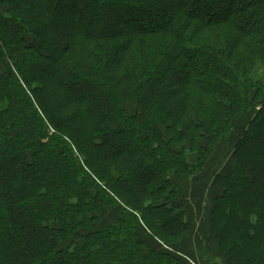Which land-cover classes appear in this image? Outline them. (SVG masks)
<instances>
[{"label":"trees","instance_id":"trees-1","mask_svg":"<svg viewBox=\"0 0 264 264\" xmlns=\"http://www.w3.org/2000/svg\"><path fill=\"white\" fill-rule=\"evenodd\" d=\"M0 6V264L190 259L189 179L234 139L209 230L264 264V0Z\"/></svg>","mask_w":264,"mask_h":264},{"label":"crops","instance_id":"crops-1","mask_svg":"<svg viewBox=\"0 0 264 264\" xmlns=\"http://www.w3.org/2000/svg\"><path fill=\"white\" fill-rule=\"evenodd\" d=\"M208 168V167H207ZM197 177L189 179V190L185 193L190 230L184 237L182 248L190 259L183 257L179 264H234L220 251L211 237L209 216L213 207L214 191L212 182L205 180L206 170ZM205 173V174H204ZM146 243L164 250L166 246L159 240L148 239ZM192 257V258H191ZM193 260V262H191Z\"/></svg>","mask_w":264,"mask_h":264},{"label":"rangeland","instance_id":"rangeland-1","mask_svg":"<svg viewBox=\"0 0 264 264\" xmlns=\"http://www.w3.org/2000/svg\"><path fill=\"white\" fill-rule=\"evenodd\" d=\"M234 3V6H237V4H238V2H233ZM0 8H1V6H0ZM83 13H84V15H81V18L83 17V19H85V20H93L92 22H95V19H94V17H93V15L92 14H87L86 12H84L83 11ZM85 17V18H84ZM160 19H164V18H162L161 16H160ZM120 23L122 22V21H119ZM129 107V109L131 110V109H133V108H135V105H134V103H132L131 105H129L128 106ZM256 109V108H255ZM253 114L252 113H250L248 116H246V118H245V120L244 121H241V124H240V126H239V130H237V133H236V135L234 136V138H239V136H240V134H241V132H242V130H243V128H245L246 127V125H247V123H248V118L250 117V116H252ZM236 141H235V139L232 141V140H230L229 142H225V141H223V142H221V143H219L220 145L216 148V151H215V153L212 155V157H211V160H210V162H209V164L207 165V170H206V174L204 175L205 176V180L207 181L208 180V178L212 175V169L215 167L216 169L219 167V162L221 163H223L224 162V166H220L219 167V169H224L225 167H226V165L228 164V162L230 161V158H231V153H232V148H233V144L235 143ZM211 174V175H210ZM182 180L184 181V186L186 187L187 186V184H186V180H184V179H181V183H182ZM106 219V218H105Z\"/></svg>","mask_w":264,"mask_h":264},{"label":"built area","instance_id":"built-area-1","mask_svg":"<svg viewBox=\"0 0 264 264\" xmlns=\"http://www.w3.org/2000/svg\"><path fill=\"white\" fill-rule=\"evenodd\" d=\"M193 262V261H192ZM194 263V262H193Z\"/></svg>","mask_w":264,"mask_h":264}]
</instances>
